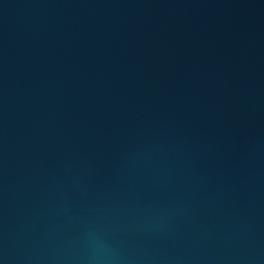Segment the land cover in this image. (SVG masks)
<instances>
[{
	"label": "water",
	"instance_id": "water-1",
	"mask_svg": "<svg viewBox=\"0 0 264 264\" xmlns=\"http://www.w3.org/2000/svg\"><path fill=\"white\" fill-rule=\"evenodd\" d=\"M0 264H264V0H0Z\"/></svg>",
	"mask_w": 264,
	"mask_h": 264
}]
</instances>
